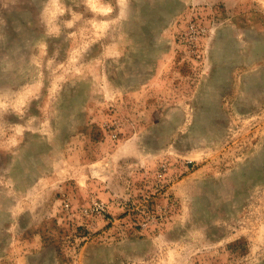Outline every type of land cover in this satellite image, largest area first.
<instances>
[{"label":"rangeland","instance_id":"obj_1","mask_svg":"<svg viewBox=\"0 0 264 264\" xmlns=\"http://www.w3.org/2000/svg\"><path fill=\"white\" fill-rule=\"evenodd\" d=\"M0 264H264V0H0Z\"/></svg>","mask_w":264,"mask_h":264}]
</instances>
